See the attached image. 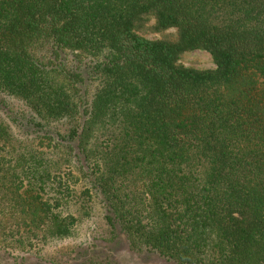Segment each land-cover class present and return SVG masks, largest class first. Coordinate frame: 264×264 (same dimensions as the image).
Here are the masks:
<instances>
[{
  "label": "trees",
  "instance_id": "trees-1",
  "mask_svg": "<svg viewBox=\"0 0 264 264\" xmlns=\"http://www.w3.org/2000/svg\"><path fill=\"white\" fill-rule=\"evenodd\" d=\"M92 190L136 256L264 264V0H0V236L37 260L0 264L43 262Z\"/></svg>",
  "mask_w": 264,
  "mask_h": 264
},
{
  "label": "rangeland",
  "instance_id": "rangeland-1",
  "mask_svg": "<svg viewBox=\"0 0 264 264\" xmlns=\"http://www.w3.org/2000/svg\"><path fill=\"white\" fill-rule=\"evenodd\" d=\"M150 21L148 25H151ZM142 35L148 39L170 38L175 39L176 29L168 28L159 32L146 29ZM178 63L196 69H213L215 64L209 52L203 49H194L185 51L180 55ZM85 180L90 181L89 176H85ZM88 187L87 183L82 181L76 186V194ZM93 195L90 200L88 196L82 195L79 202L69 201L68 207L63 211V215L70 214L78 217L72 228L71 235L48 237L35 242V247L40 248L39 254L44 258L43 262L38 264H50L59 262L63 264L68 259L73 258L80 252L88 249L94 252H108L112 257L114 264H166L165 261L154 254H145L136 256L129 251L125 237L121 233L110 236L109 227L104 220L105 205L99 191L92 190ZM10 226L5 218L0 219V228ZM4 243L1 245L0 253L2 255L11 254L13 256L27 257L35 259L33 254H29L18 246H10L4 236H0ZM21 258L16 257L19 263ZM36 260V259H35ZM37 261V260H36Z\"/></svg>",
  "mask_w": 264,
  "mask_h": 264
}]
</instances>
